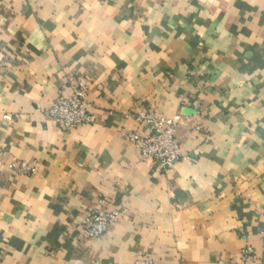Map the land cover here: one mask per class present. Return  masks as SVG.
<instances>
[{"label": "crops", "instance_id": "1", "mask_svg": "<svg viewBox=\"0 0 264 264\" xmlns=\"http://www.w3.org/2000/svg\"><path fill=\"white\" fill-rule=\"evenodd\" d=\"M77 82L93 122L65 132L47 113ZM143 112L182 116L169 172L126 139ZM95 208L118 218L90 239ZM246 246L264 264V0H0V264H240Z\"/></svg>", "mask_w": 264, "mask_h": 264}, {"label": "built area", "instance_id": "2", "mask_svg": "<svg viewBox=\"0 0 264 264\" xmlns=\"http://www.w3.org/2000/svg\"><path fill=\"white\" fill-rule=\"evenodd\" d=\"M48 116L55 120L62 131L69 132L80 126L93 122L90 105L85 99V86L82 82L75 83L66 97L55 100ZM10 117L5 116L4 122ZM139 125H145L148 133H129L126 139L133 143L138 151L142 163H156L158 169L164 173L171 171L182 157L180 144L175 136L177 127L182 123V116L166 118L154 113H139L135 116ZM10 169L18 175H28L34 170L24 163L18 166L11 165ZM102 202H100L101 204ZM118 215L114 211L95 208L89 210L81 221L83 233L90 239L101 238L108 228L116 222ZM259 259L257 252L251 246H246L240 252V264H253ZM133 264H158L154 257H142Z\"/></svg>", "mask_w": 264, "mask_h": 264}]
</instances>
